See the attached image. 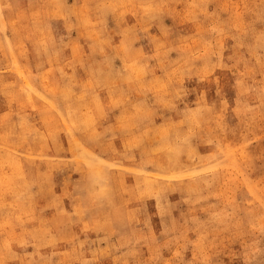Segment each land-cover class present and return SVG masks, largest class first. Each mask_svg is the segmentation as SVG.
I'll return each instance as SVG.
<instances>
[{"label": "rangeland", "instance_id": "374dc122", "mask_svg": "<svg viewBox=\"0 0 264 264\" xmlns=\"http://www.w3.org/2000/svg\"><path fill=\"white\" fill-rule=\"evenodd\" d=\"M0 264H264V0H0Z\"/></svg>", "mask_w": 264, "mask_h": 264}]
</instances>
